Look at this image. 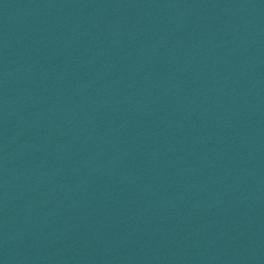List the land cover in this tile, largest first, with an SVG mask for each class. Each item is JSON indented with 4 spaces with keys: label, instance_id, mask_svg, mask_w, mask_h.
Here are the masks:
<instances>
[{
    "label": "water",
    "instance_id": "95a60500",
    "mask_svg": "<svg viewBox=\"0 0 264 264\" xmlns=\"http://www.w3.org/2000/svg\"><path fill=\"white\" fill-rule=\"evenodd\" d=\"M0 264H264V0H0Z\"/></svg>",
    "mask_w": 264,
    "mask_h": 264
}]
</instances>
